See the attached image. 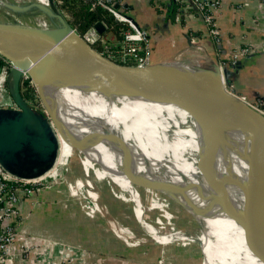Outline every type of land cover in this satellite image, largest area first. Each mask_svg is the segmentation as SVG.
I'll return each mask as SVG.
<instances>
[{"label":"bare ground","instance_id":"bare-ground-1","mask_svg":"<svg viewBox=\"0 0 264 264\" xmlns=\"http://www.w3.org/2000/svg\"><path fill=\"white\" fill-rule=\"evenodd\" d=\"M5 1L31 2L48 6L47 0H0V10L4 11L3 14L9 20L29 26L34 30L52 28L51 22L38 11L26 12L23 15L5 11L3 8L6 4ZM49 6L51 7L50 4ZM165 66L171 68L181 78L200 75V72L189 67L183 61L168 62ZM71 67L87 68L88 65L82 59L69 57L59 62L55 72L63 74L67 68ZM62 76L58 75L55 77L57 79L51 78L38 83L33 82L49 117L51 128L56 138L58 136L56 157L52 166L47 170L51 176L58 174L52 168L58 159L59 146L61 145L60 172L66 166L68 172L76 171L84 184L94 188H102V184H114L134 201L135 206L146 210V207L147 209L153 208L144 204V201L136 194L137 187L135 188L132 184L142 186L153 184L142 182L138 177L135 179L131 177L130 180L128 178L130 176L127 177L123 171L118 169L116 157L127 156L130 150L148 154L146 149H159L164 152H172L175 155L179 154L177 156L188 157L189 160L191 159L190 162H183L190 167L194 164L196 170L201 171V183L198 186L199 192L204 194L203 201L206 209L199 217L202 224L200 227L196 226V233L191 232L187 235L181 230L174 232L151 231L148 234L150 239L163 241L176 235H186L199 241H205L210 246L208 247L217 264H264V260L259 255H254L247 247L241 234V228L230 224L224 216V210L229 209L227 204L233 190L244 183L248 185L250 177L247 161L246 122L236 110L231 109L228 114L224 113L223 116L203 117L200 112L187 109L179 104L141 95L125 84H121L120 89L103 86L102 84L106 83L109 77L105 72L97 69L84 73L72 71L66 78H59ZM207 105L212 108H221L224 103L213 98V101ZM194 116H197L195 117L197 119L199 117L207 120H201L204 121L201 124L195 120ZM234 119H237L236 123L227 125L228 127L225 129L229 130H221V132L225 131V136H228L231 143L230 155L226 160L229 171L220 163L219 167H214L213 171H207L203 153L207 149L206 143H211L213 139L208 137L205 123L211 121L212 124H216L217 121H222L224 124L232 122L231 120ZM234 141H238L235 147ZM74 150L82 155L81 162L74 159L72 155ZM240 151H242L241 155L238 154ZM216 155L217 151L215 150L217 159ZM182 156L180 157L183 160H188ZM89 160L92 161L93 175L88 174ZM257 160H263L260 151H257ZM125 172L129 174L128 170ZM72 178L78 181L77 176H69L67 179ZM218 179H223L221 184L216 182ZM227 179H231L233 183L228 182ZM78 184L81 187L80 181ZM218 184L223 188H218ZM151 190L160 191L174 199V193L167 188L159 186ZM151 190L148 189V191ZM88 193L100 203L101 195ZM155 200L162 201L163 205L169 208L168 201L158 197L157 192L151 197V206ZM217 207L223 212L222 215L218 213L219 211L217 212ZM143 214L137 212L134 216L144 221ZM164 215L162 216L164 217ZM229 215L231 216V213Z\"/></svg>","mask_w":264,"mask_h":264},{"label":"water","instance_id":"water-1","mask_svg":"<svg viewBox=\"0 0 264 264\" xmlns=\"http://www.w3.org/2000/svg\"><path fill=\"white\" fill-rule=\"evenodd\" d=\"M5 3L3 8L12 14L40 12L51 22L52 28L34 30L29 26L9 20L3 14L4 11L0 10V56L10 63L5 85L9 97L16 106L15 109L0 108V167L2 169L18 178L38 177L52 166L58 148L57 138L51 128L49 118L45 113L30 107L20 94L21 72H25L32 83H38L58 75H63L59 78H66L72 71L84 73L97 69L105 72L109 77V80L102 84L103 86L120 89L122 87L120 85L125 84L141 95L179 104L187 109L200 112L203 117L223 116L231 109L236 110L246 122L247 161L250 177L249 184L243 187L241 192L242 210L231 212V215L240 222L247 247L264 260V116L237 95L227 91L213 65L208 67L197 60L187 59L170 60L145 67L118 64L105 58L85 42L69 26L53 0H47L48 6L31 2L5 1ZM93 28L98 33L105 31V26L101 21H96ZM69 57H77L86 61L88 67H71L67 68L63 74H56L59 62ZM172 61H183L200 72V75L181 78L175 71L165 66L166 63ZM225 71V67H222L223 78H225ZM213 98L219 99L224 106L221 108L208 106L207 104L212 102ZM195 120L202 124L204 121L201 120L207 119L198 117ZM236 120L224 124L222 121H217L216 124L206 121L205 130L208 137L213 139L211 143H206L207 149L203 153L204 156L202 155L207 171H213L214 167H219V163L229 171L226 160L230 155L231 143L228 136H225V131L229 129H225L227 125L236 123ZM221 130L225 131L221 132ZM238 141H234V147ZM257 151H260L263 160H257ZM241 153L242 151L238 152L239 155ZM72 155H77L81 162V154L76 152L75 155L73 152ZM77 177L81 180L79 175ZM222 180L218 179L216 182L221 184ZM227 181L233 183L231 179ZM84 185L97 194L101 193L100 191L113 193L115 190V185L102 190ZM159 186L161 185L143 186L141 190H151ZM217 186L221 188L219 184ZM115 187L119 191L118 187ZM117 194L125 199L128 198L127 195L119 192Z\"/></svg>","mask_w":264,"mask_h":264},{"label":"crops","instance_id":"crops-1","mask_svg":"<svg viewBox=\"0 0 264 264\" xmlns=\"http://www.w3.org/2000/svg\"><path fill=\"white\" fill-rule=\"evenodd\" d=\"M219 1L220 7L213 14L220 33L219 41L216 44H213L204 34L198 17L192 11L180 15L175 9L173 0H120V8L137 26L148 32L150 38V64L187 58V60H197L204 66L212 67L217 59L215 49L218 50L221 59L225 60L234 48L247 43L251 44V53L240 55L235 66L225 65L224 67L226 82L232 86L234 92L248 100H253L256 94L264 95V3H259L258 0ZM241 2H247L248 5L239 7L238 5ZM102 33L116 37L110 32L104 31ZM189 34L197 38L196 44H191L188 40ZM111 185L108 183L102 184L103 188ZM136 186L140 189L143 187L142 185ZM56 188L59 189V196L55 195L57 194V190L54 191ZM119 193L126 195L120 189ZM141 193L144 204L145 201H148L145 205H149L150 194L146 191ZM111 195L121 201L128 202V204H121L120 210L127 207L134 217L136 208L128 198L124 199L123 196L114 193ZM37 199L38 202L34 209H30L33 213L32 217L28 216L29 213H23L25 211L23 203L18 204L23 214L20 230L27 236L58 238L67 244H74L75 247L82 246L81 244H84L82 242L85 240L88 244L87 250L82 249L84 261L82 264H101L97 259V256L99 257L97 253H100V251L98 250L96 253L95 248L90 245V241H95L97 234L101 233L102 239H99V242L103 253L118 252L122 255L120 256L121 259L125 255L123 249L118 244L116 245L112 238H106V235L102 234L94 222L81 213L78 200L66 197L64 186L57 185L50 190H42L37 195ZM174 199L177 202V198ZM196 203H198L197 200ZM176 205L182 208L181 213L183 216L193 217L195 226L199 223V227L201 226L202 221L200 222L199 216L192 212L191 205H188L189 209L183 208L178 202ZM203 207L205 206L203 205ZM184 209L191 211V214L195 216L190 215ZM202 211H204V208ZM134 220L137 222L135 217ZM154 223L158 224L159 222ZM136 224L138 226L136 227L137 233L140 234L141 231V234L146 237L143 240L144 244L138 247L137 254L139 260L145 261L147 264L157 262L160 255L163 257L164 264H217L209 249L210 246L203 240L199 241L186 235H176L164 240L165 242L159 241L161 245H157L159 242L150 239L144 229L138 223ZM26 239L28 240V238ZM173 240L195 241L199 244L203 257L192 245L183 246L171 243L170 241ZM55 252H57L56 249ZM55 258L56 260L59 259L58 254L55 255ZM121 259L115 262L111 260L104 264H126ZM15 264L21 263L17 261ZM23 264H35V262ZM36 264L46 263L39 262ZM67 264H74V262L69 261Z\"/></svg>","mask_w":264,"mask_h":264},{"label":"built area","instance_id":"built-area-1","mask_svg":"<svg viewBox=\"0 0 264 264\" xmlns=\"http://www.w3.org/2000/svg\"><path fill=\"white\" fill-rule=\"evenodd\" d=\"M258 2L264 3V0H258ZM173 3L180 15L192 11L198 17L207 38L213 44L218 43L220 33L213 14L220 7L219 0H173ZM120 5V0H92L90 5V8L97 6L104 9L122 24L119 36L112 37L98 33L93 25L79 35L99 54L115 63L136 67L148 66L150 65V38L148 32L129 19L122 12ZM247 5V2H241L238 6L246 7ZM188 40L191 44H196L197 38L189 34ZM251 50V44H244L231 50L227 58L222 60L218 50L215 49L217 59L213 66L217 69L222 85L227 91L237 95L242 101L264 116V95L256 94L253 100H248L244 96L236 94L232 86L223 78L221 72L222 67L225 65L235 66L238 57L251 53ZM9 68V61L0 56V108L15 109L16 106L5 88ZM26 79L28 83L31 81L25 72H21V81ZM66 171L65 166L62 172L56 176H51L46 171L38 177L24 179L15 177L0 167V264H15L17 261L21 264L30 262H35V264L39 262L67 264L69 261L74 262V264H82L84 262L80 247L67 244L58 238L27 236L20 230L23 214L18 204L21 199H28L29 205H33L36 203L37 195L42 190H50L57 185L64 186L65 193L68 194L70 199L78 200L80 208L87 217L93 218L100 211L98 201L92 198L88 192L97 193L86 187L79 178L77 180L81 182V187L74 178L65 179L63 174ZM160 207L157 209H161ZM169 217L170 214L164 210L160 218L155 219L154 222L156 220L157 222L161 221V223H156L157 226H161L159 230L165 228ZM122 230L130 233L128 229ZM55 249L57 252H55ZM56 254L59 256L58 260L55 258ZM157 264H164L161 255L157 260Z\"/></svg>","mask_w":264,"mask_h":264},{"label":"rangeland","instance_id":"rangeland-1","mask_svg":"<svg viewBox=\"0 0 264 264\" xmlns=\"http://www.w3.org/2000/svg\"><path fill=\"white\" fill-rule=\"evenodd\" d=\"M54 1V0H53ZM31 88V98L30 101L27 102V104L32 107L35 110L41 111L43 113L46 114V111L42 105V101L41 98L39 97V94L34 86V84L29 81L28 83ZM6 88V85H5ZM7 91V90H6ZM11 99V98H10ZM46 116L48 117V115L46 114ZM49 118V117H48ZM50 121V120H49ZM57 135V134H56ZM58 138V136H57ZM59 141V139H58ZM60 145V142H59ZM59 155H58V159L55 163V168L54 171L55 173H60L61 170V165H62V158H61V145L59 146ZM133 148V147H132ZM148 150V154L146 152L138 153L135 150H130L129 154L127 156H119L116 157V161H117V166L118 169L120 171H123L126 174V168H125V163H127L128 161L131 160V162H133L134 164H136L139 168V170L142 173V176L144 177L145 180L149 181V183L152 184H156V185H161V187H172L173 189H176L183 197L187 198V203L188 205L193 208V212H195L197 214V216L200 217V215L202 216L205 207H203V205L205 206V203L203 201V205L201 204L200 200H197L198 203H196V193L197 190L200 186V170H197V172L199 173V179L196 177V168L195 165L192 164V166H187L186 163H184L183 161H189L188 157H184L182 155L183 158H186L188 160H183L180 156L175 155L172 152H168V151H161L159 149H146ZM75 155L76 152L74 151ZM81 156V155H80ZM75 160H78L77 155L74 156ZM192 162V161H191ZM89 167H88V174L89 175H93V165H92V161L89 160ZM92 165V167H91ZM57 170V171H56ZM70 170V169H69ZM138 172V171H137ZM69 173V174H66ZM66 173H64V177L65 179H67L69 176L72 177H76L78 174L77 172L73 170V172L71 171H67ZM139 173V172H138ZM140 174V173H139ZM69 175V176H67ZM130 180L131 177H135L134 175V171L131 174H126ZM160 175V176H159ZM135 188L137 187L136 185L132 184ZM199 185V186H198ZM247 185V184H246ZM245 183L244 185H241L239 187H236L235 190H233L232 192V196L230 197V200L227 204V207L229 208L228 210H224V216L226 219H228L229 223L232 224L233 226H236L238 228H241V234H242V227L240 222H238L236 220V218L233 215H229V213L231 212H238L240 210H242V189L243 187H246ZM114 186V185H111ZM106 188V187H105ZM115 190H114V194L118 195L117 192H119L117 190V188L114 186ZM98 189V187H97ZM100 190L103 189L99 187ZM136 194L138 196L139 194V198L141 200H143L142 198V190L137 187L136 188ZM146 191V190H145ZM66 192V191H65ZM101 193H98L99 195H101V200L100 203H98L99 207V212H97V214H95L94 219L90 218L95 226L101 230L102 234L106 235V238H112L113 242L120 248L123 249L125 255H123L122 259L120 258V256H122L120 253H104L101 254L102 256H104L105 258L108 259V261H119L120 259L123 260L126 264H147L145 261L139 260V255L138 253V247L142 246L143 240H144V235L137 233V228L138 226H136L138 223L142 229H144V231L147 234H150L151 231H178L181 230L182 232H184L186 235L187 233H196V226H195V222L193 217L190 218V216H186L181 213L182 208H179V206L176 205V201L171 199L170 197H168L166 194H161V196L163 198H165L166 202L168 201L169 203V208H167V206L165 205H160L159 204V200H155L152 204V206H150V208L153 209H147L145 208H141V207H137L135 206V213H144L142 218L144 221L140 220L139 218L135 217V219L137 220V222L134 220V217L131 213V210L126 207L125 209L120 210V206H122L121 204H128V202L125 201H121L120 199L112 196L110 192L104 193L102 191H100ZM139 192V193H137ZM147 193L150 194V200L151 197L153 196V194L155 192L158 193V191H146ZM66 194V193H65ZM127 195V194H126ZM66 197H68V194H66ZM199 199H203L204 198V194H201L199 192ZM128 199L131 201V203L133 204V200L128 196ZM144 201V200H143ZM38 199L36 198V203H34L33 205H30L31 209H34V206L37 204ZM124 202V203H122ZM148 201H145V204H147ZM126 206V205H124ZM161 206V207H160ZM158 207H160L161 209H157ZM80 208V206H79ZM156 208V209H155ZM163 209V210H162ZM189 209V208H188ZM166 211L170 214V217L167 219V225H165V228L162 230H159L161 228V226H157L156 223H154L156 218H160V215L163 213V211ZM185 210V209H184ZM81 213L87 217L82 209L80 208ZM187 213H189L190 215H194L191 214V211L189 210H185ZM219 211V212H218ZM215 212H216V208H215ZM217 212L221 213L220 215L223 214V212L221 211V209H218L217 207ZM229 212V213H228ZM147 215V217H146ZM195 216V215H194ZM233 217V218H232ZM89 218V217H87ZM146 218V219H145ZM192 219V220H191ZM148 220V222H147ZM199 226V225H198ZM172 228L170 230V228ZM169 228V229H168ZM122 229L125 230H129L130 233H127L126 231H123ZM114 230V231H113ZM142 235V236H141ZM103 236V235H102ZM243 236V234H242ZM149 237V236H148ZM146 238V237H145ZM171 238V237H169ZM168 238V239H169ZM99 239H102L101 237V233L97 234V238L95 241H90V245H92V247L95 248L94 251H96V253L98 252V250H103L101 243L99 242ZM149 239V238H147ZM151 243L153 242L150 241ZM159 242V241H157ZM160 242H165L160 241ZM159 243H157V245H161ZM171 243H177L178 245H192L196 251L199 252L200 256H202V252L199 249V244L196 243L193 240H173L170 241ZM84 244H81L82 246H80V249H84L87 250V244L88 242H86L85 240H83ZM154 244V243H153ZM74 245V244H73ZM156 245V244H155ZM85 247V248H84ZM94 253V252H93ZM252 253L255 255L256 253H254L252 251ZM99 255V253H97ZM257 255V254H256ZM129 256V257H126ZM203 257V256H202ZM138 258V259H137ZM85 259V258H84ZM98 261L101 262V264H104L103 261H101V259H99V257L97 256ZM203 261L204 258H202ZM154 264H157V262H155Z\"/></svg>","mask_w":264,"mask_h":264},{"label":"trees","instance_id":"trees-1","mask_svg":"<svg viewBox=\"0 0 264 264\" xmlns=\"http://www.w3.org/2000/svg\"><path fill=\"white\" fill-rule=\"evenodd\" d=\"M92 0H54V3L56 7L59 9V11L64 16L66 22L69 24L71 28H73L78 34H82L87 28L92 26L96 21H101L105 25V31L110 32L116 37L120 34V29L122 27V24L118 21H116L108 12H106L104 9H101L97 6L93 8H89V4ZM19 91L23 99L28 102L31 98V91L32 88L28 84V80H22L19 84ZM125 168L129 171V174H131L134 171V179L138 177L142 180V182H146L147 184H150L149 181L145 180L142 176L141 171L139 170L138 166L134 164L133 162L128 161L124 164ZM196 170V169H195ZM140 173H138V172ZM160 176V175H159ZM196 177L199 179V173L196 170ZM170 191H172L174 194V198H177V202L183 207L188 208L187 198L183 197L176 189H173L172 187H166ZM57 190V191H56ZM59 189H54V191L57 192L55 194L56 196H59L60 193L58 191ZM199 190V188H198ZM197 190L196 193V200L198 199L199 192ZM148 191V190H146ZM150 192V191H149ZM158 197L165 199L161 196L163 194L162 192L158 191ZM42 196V195H41ZM167 200V199H166ZM201 202H203V199H200ZM23 203L25 205V213H29V217L33 216L32 211L30 210L29 200L28 199H21L19 202ZM159 204L163 205L162 201L159 200ZM193 212V211H192ZM195 213V212H193ZM54 234V233H53ZM92 246V245H91ZM99 259L105 262H109L107 258L102 256L101 254H104L103 251L99 250Z\"/></svg>","mask_w":264,"mask_h":264}]
</instances>
